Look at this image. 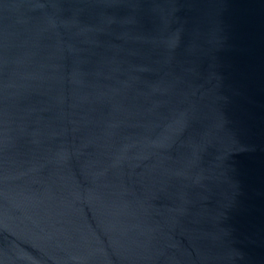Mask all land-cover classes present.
<instances>
[{"label":"water","instance_id":"obj_1","mask_svg":"<svg viewBox=\"0 0 264 264\" xmlns=\"http://www.w3.org/2000/svg\"><path fill=\"white\" fill-rule=\"evenodd\" d=\"M0 264H264V0H0Z\"/></svg>","mask_w":264,"mask_h":264}]
</instances>
